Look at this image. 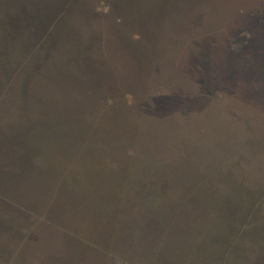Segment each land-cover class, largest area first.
<instances>
[{
	"label": "rangeland",
	"instance_id": "1",
	"mask_svg": "<svg viewBox=\"0 0 264 264\" xmlns=\"http://www.w3.org/2000/svg\"><path fill=\"white\" fill-rule=\"evenodd\" d=\"M52 1L47 89L0 84V264H264V0Z\"/></svg>",
	"mask_w": 264,
	"mask_h": 264
},
{
	"label": "trees",
	"instance_id": "2",
	"mask_svg": "<svg viewBox=\"0 0 264 264\" xmlns=\"http://www.w3.org/2000/svg\"><path fill=\"white\" fill-rule=\"evenodd\" d=\"M11 1L13 2L12 6L18 5L21 10H10L8 3ZM8 3L0 2L1 8L3 7L0 12L5 14L3 18L0 16L2 34V38H0V84L5 81L11 86L10 95L6 97L9 99L7 106L9 113H17L16 103L18 100L15 99V96L20 89L23 106L18 111L25 114L32 103L30 101L32 95L30 91L26 94L23 93L24 87L23 84L20 85V82L29 81L36 92H41L39 90L45 87L47 89L49 82L42 78L47 75L44 59H48L49 55L47 54L52 51L48 48L40 49V45L53 43L55 41L54 32H57L58 29L59 32L64 29L62 23H66L68 18L63 11L62 13L52 11V0H9ZM10 31L12 33H8ZM64 31L62 33H65ZM65 36L66 34L59 37L62 39ZM48 37L49 39H47ZM51 70L52 66H48L49 73ZM27 72L28 75L25 74ZM6 92L7 88L5 94H7ZM36 92L35 95L37 96ZM42 92L46 94V91ZM0 93H3L2 87H0ZM11 93L14 94L15 100L10 98L12 97ZM39 96L42 97L43 94H39Z\"/></svg>",
	"mask_w": 264,
	"mask_h": 264
},
{
	"label": "water",
	"instance_id": "3",
	"mask_svg": "<svg viewBox=\"0 0 264 264\" xmlns=\"http://www.w3.org/2000/svg\"><path fill=\"white\" fill-rule=\"evenodd\" d=\"M0 2H6V3H8L9 0H0ZM12 4H13L12 1H11L10 3H8L10 10H14V11H15V10L19 11V10H20L18 5H16V6L14 7V6H12ZM2 8H3V7H2ZM18 9H19V10H18ZM0 16H1V18H3V16L5 17V14L0 12ZM0 35H2V34H1V29H0Z\"/></svg>",
	"mask_w": 264,
	"mask_h": 264
}]
</instances>
